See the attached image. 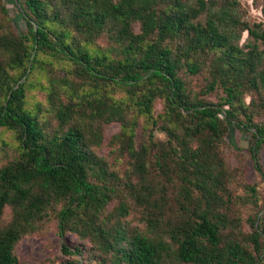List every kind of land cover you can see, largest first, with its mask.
I'll return each instance as SVG.
<instances>
[{"label": "trees", "instance_id": "obj_1", "mask_svg": "<svg viewBox=\"0 0 264 264\" xmlns=\"http://www.w3.org/2000/svg\"><path fill=\"white\" fill-rule=\"evenodd\" d=\"M53 1L19 0L26 30L17 33L0 3L5 14L0 17V127L13 131L18 142L17 153L0 165V264H20L17 244L50 218L57 220L69 264H168L173 258L184 264H264V211L252 220L249 249L238 240L222 243L227 216L217 210L223 199L219 190L225 188L218 146L228 125L252 134L253 157L262 171L264 122L253 120L255 109L242 98L252 85L264 110L260 26L242 23L253 42L241 46V23L228 3ZM205 11L202 22L198 18ZM103 34L111 40L105 48L97 45ZM170 39L178 42L171 45ZM201 53L211 54L212 79L205 91L221 87L224 92L216 103L192 98L181 73L198 74L207 61ZM35 72L46 79L39 86L58 121L52 131L42 120L41 104L27 105ZM158 99L164 111L156 116ZM131 106L147 119V136L138 145ZM112 121L122 126L113 138L125 140L131 166L125 176L92 151V138L100 141L97 129L86 133L95 123ZM157 129L167 133L165 142L156 140ZM150 158L168 178L170 162L177 163L182 213L172 222L165 220L163 186L158 189L148 176ZM249 190L256 193L254 186ZM116 198L118 205L109 210ZM129 200L143 206L147 231L128 228ZM67 233L79 243L69 245Z\"/></svg>", "mask_w": 264, "mask_h": 264}, {"label": "rangeland", "instance_id": "obj_2", "mask_svg": "<svg viewBox=\"0 0 264 264\" xmlns=\"http://www.w3.org/2000/svg\"><path fill=\"white\" fill-rule=\"evenodd\" d=\"M189 4L194 5L195 0H185ZM216 2L218 5L228 3L231 4L235 17L241 24L238 25V30L242 32L241 46H245L248 42H253L247 30H242V23H248L253 27L260 26L264 32V0H209ZM55 3V0L53 1ZM1 6H5L7 16L14 19V25L11 23L10 27L15 33L26 30V25L20 16V6L11 0H1ZM0 11H3L0 7ZM5 16L0 12V17ZM207 12H203L198 20L205 22ZM134 29L140 31L139 23L134 24ZM179 41L182 37H179ZM171 40V39H170ZM178 40H171L170 44L175 45ZM111 44L108 35L103 34L97 41V45L105 48ZM260 49L264 48V41L259 40ZM246 50L249 47H245ZM201 59L207 60L203 64V68L198 74L186 73L185 69L181 72L186 79L188 89L192 98L207 101L209 103H216L220 101L224 92L222 88H217L214 91L206 92V84L212 79L210 59L211 54H199ZM63 69H59L62 71ZM45 76L39 72H35L30 78L31 85L28 87L27 105L31 108L41 104V117L46 122L48 130L57 129L58 121L54 118L49 110L47 104L45 91L39 86V83L45 82ZM116 94L121 95V91H116ZM242 98L245 103L249 105V110L254 111L253 120L257 123L264 122V110H260V96L252 85L245 87V92ZM225 108L229 105L224 106ZM164 111V102L158 99L154 103V114L160 115ZM129 113L136 118V144H140L145 140V126H147V119L144 115L139 114L138 110L131 106ZM95 127H89L90 130L97 129L100 134V141L97 142L92 138L91 149L97 155L107 159L112 169L116 170L121 176H125L131 166L129 158L123 144L125 140L113 138L121 132L122 126L120 121H112L110 123H103L99 126L95 123ZM67 128V125H64ZM156 140L165 142L168 139L167 133L162 129L155 131ZM144 138V139H143ZM120 139V138H119ZM253 138L249 131L242 130L234 125H228L224 140L219 144L218 149L223 161V168L225 170V177L223 182L224 189L219 192L223 195V199L218 202L217 210L219 213H224L227 216V226H222L221 235L222 243L228 240H238L246 244L249 249L253 248V243L250 241V234L254 230L252 220L256 216L263 214L264 209V145L259 150V170L252 152ZM18 151V142L13 131L0 127V165L7 162ZM151 162V164H150ZM151 171L148 176L158 189L161 188L162 193L165 192L167 200V216L165 220L170 222L180 218L182 213L181 201L182 195V181L177 175V163L170 162L171 177L168 178L163 175L155 167L154 160H149ZM137 178H135L136 180ZM249 186L256 188V193L251 194ZM119 199L113 200L109 205V210H112L118 205ZM129 214L124 217L128 223V228L132 231L134 229L139 231H147V224L144 221L145 212L143 206L139 205L133 200H129ZM10 218V208H6L4 221L7 222ZM169 218V219H168ZM41 228L30 235L24 236L17 244V253L20 264H69L71 256L65 255L62 251V239L58 233L56 218H50L41 223ZM66 242L74 246L79 243V239L73 233H67L65 237ZM168 264H184L177 261L175 258L168 260Z\"/></svg>", "mask_w": 264, "mask_h": 264}, {"label": "water", "instance_id": "obj_3", "mask_svg": "<svg viewBox=\"0 0 264 264\" xmlns=\"http://www.w3.org/2000/svg\"><path fill=\"white\" fill-rule=\"evenodd\" d=\"M16 3L20 6L19 0H16Z\"/></svg>", "mask_w": 264, "mask_h": 264}]
</instances>
